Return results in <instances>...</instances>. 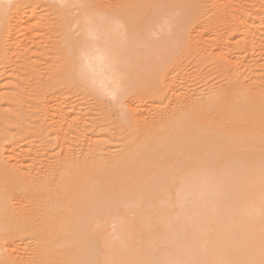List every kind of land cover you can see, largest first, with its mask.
Returning <instances> with one entry per match:
<instances>
[{"label": "bare ground", "instance_id": "obj_1", "mask_svg": "<svg viewBox=\"0 0 264 264\" xmlns=\"http://www.w3.org/2000/svg\"><path fill=\"white\" fill-rule=\"evenodd\" d=\"M1 3L0 30H4L9 27L6 20L9 2ZM58 3L60 6L64 3L63 6L68 7L69 10L70 7L71 10L76 8L80 14L78 18L75 17L79 28H75L81 30V35L73 38L74 34L68 31V34L73 36L70 39L66 37L69 40L68 47L65 45L69 52L68 50L66 52L71 54H68L71 56V60L68 61L71 65L69 68L72 69V76L69 75L71 72L67 75L74 83L90 90L97 98L111 103L112 113H115L120 126L126 132L127 142L122 152H117V156L109 153L107 156L111 155L110 158L105 156L103 158L105 160H101L102 158H99L98 162L95 160L96 165L93 162L94 166L88 168L90 169L88 173L90 171L91 175L90 173L87 175L88 166L85 165L88 161H84L86 164L75 161L81 164L77 165L70 156L71 141L66 138L67 134L63 132L65 137L60 134L64 138L58 135L63 139L62 144L66 142L65 150L63 148L65 153H62L64 158L60 160L62 164L72 162L70 157L75 163L74 166L77 165L78 168L85 164L82 167L83 174L80 169L77 170V167L75 168L77 171L70 174L72 176L81 172V175L78 173V177L77 174L72 176L74 178L69 176L72 179L69 183L70 190L64 188L70 192L72 188L75 190L71 194L68 191L67 202L72 204L69 195L76 194L74 201L83 202L84 205H79L82 206L80 208L76 203L75 206L80 209L72 205L74 208L70 210L71 205H68L70 203L64 204L66 200L63 194L66 192L61 194L62 188L54 191V193L61 192V196L55 194L59 197L63 195L64 201L59 197L58 199L65 206H69L65 207V210L59 205L58 210L62 217L64 215L70 217L69 210L75 212L74 214L70 212L73 215L71 220L68 218L70 221L65 220L67 223L70 222L66 228L69 227L70 230L69 236L67 235L68 241L66 240L69 244L64 246L66 248L60 249L66 242L62 246L58 242L60 245L57 243L59 248L57 250L53 249L55 246H44L33 251L28 249L34 255L31 262H27L23 251L27 250L26 240L32 233L31 229H35L34 227L41 223V217L37 215L40 211L32 212L26 204H23L21 190L23 191L24 185L21 189L19 184L21 182L18 183L16 173L14 172L12 176L11 172L9 175L7 172L9 168L2 169V165V168L0 167V264H69L73 259L70 264H75V259H77L76 264H264V109L260 108V98L258 102L255 99L257 97L251 96L249 90L251 95L246 92L247 89L241 88L243 82L240 84V80L234 83L228 79L229 87L224 85L223 88H219L222 89L221 91L212 93V97L205 96L204 101L196 102L190 98L191 96H185L184 100L181 99V103L178 102L180 104L174 109L176 111L169 110L170 115L164 113L163 117L162 114L160 115L162 118L157 116L155 121L156 117L153 120L149 118L151 119L149 121L145 115H142V111L125 108L124 101L136 92H140L149 82L159 84L158 88H160L162 83L165 84L167 81L165 79L164 82V76L169 62L177 55L185 53V50L184 53L182 50L186 47L189 28L192 25L194 27L192 14L189 10H183L186 9L185 3L182 0H165L161 4L158 1L157 6L148 8L147 5L146 14L144 9L142 10L145 14V22L135 26L136 22L132 21L135 27L133 24L131 27L127 21L125 23V20H128L126 17L131 18L132 14L116 12L119 9L116 11L105 8L82 9L79 0H58ZM214 3L212 2V7ZM217 7L214 8L221 10ZM221 8L223 11L226 9L224 6ZM170 12L172 17L175 16L173 20L169 15ZM243 13L240 12L241 15ZM222 17L218 19L222 20ZM250 17L249 19L245 17L244 22L240 23L239 31L242 35L240 37H245L243 39L246 41V46L251 44L254 49L255 46H259L257 44L259 30L257 31V27L253 26L255 18ZM75 23L72 22V25ZM204 27L200 25L197 30L196 41L200 44L196 45L198 51H200L198 46L205 50L211 44V47L214 45L205 37ZM152 34L157 37L153 38ZM189 46L192 49V46ZM243 46L245 47V44ZM187 50L189 51L186 48ZM217 56L226 62L232 61L227 53H219ZM245 61L243 60L242 70L248 67L244 65ZM237 64L241 65L240 62ZM249 69L250 65L246 71ZM227 71L229 72L225 69L223 72ZM143 94L148 93L140 95ZM146 96L153 101L159 99L154 91ZM181 104L183 107H180ZM57 111L58 108L55 112ZM52 113L55 116L54 111ZM56 120L55 122H58ZM53 122L54 120L51 123ZM55 124H53L54 129H58L55 128ZM59 128L62 129V125ZM13 148L7 146L6 149L10 150H6L8 153L3 155L6 162L16 158L17 149ZM24 153L28 155L25 146L17 154L19 157L16 155L21 159L20 162L22 158H26ZM1 154L3 153H0V156ZM19 159L17 162L13 161V164L18 163ZM19 165L22 166L20 163ZM19 165L16 166L19 168ZM57 165L59 167V164ZM64 167V169L69 168L68 164L67 168ZM18 168L16 170L20 173L21 168L20 170ZM67 184L66 187L69 185ZM43 188L45 189L44 186ZM28 189L30 190L29 187ZM55 194L53 196H56ZM31 195L29 196L33 198V193ZM38 198L40 200V197ZM44 200L46 201V198ZM49 200L47 199V202ZM97 203H101L99 204L101 207L110 204L112 206L101 209L103 212L100 210V213L97 209L98 214H95L94 207H99ZM50 207L51 210L53 207L57 209L56 206H49V209ZM46 208L44 213L48 209ZM48 212L50 211L47 210V215ZM57 214H53V217ZM48 217H44V221L49 219L56 221V217ZM62 223L59 227L63 225ZM109 223L114 225L111 230L107 229ZM65 226L63 225L62 228ZM60 230L58 228L57 233L61 232L59 234L65 235L64 229L60 228ZM77 237L81 239L78 240V246H75L76 252L72 243H75L74 239ZM71 251L76 253L71 255L69 254Z\"/></svg>", "mask_w": 264, "mask_h": 264}, {"label": "rangeland", "instance_id": "obj_2", "mask_svg": "<svg viewBox=\"0 0 264 264\" xmlns=\"http://www.w3.org/2000/svg\"><path fill=\"white\" fill-rule=\"evenodd\" d=\"M158 1L159 4H161V2L165 0H79V2L82 4L81 5L82 9L105 8V10L109 9L112 11H116L117 9H119V11L117 10L116 12H120V13L122 12V14H126V15L132 14L135 17L141 16L136 19L132 15L131 18H129L130 16L126 17L128 18V20L124 19L125 23L127 21V24L130 23L129 24L130 26L134 22H136L134 23L135 26L145 22V14L147 12V9L149 8V6L150 7L157 6ZM182 1L185 3V7H186V9L183 10H189V12L192 14L191 16L193 19L192 20L193 23L192 22L191 23L194 24V27L191 24L194 29H192L191 26H190L191 28H189L187 34L188 37H187L186 47L182 50V53H184V50L185 53L181 55H177L176 57L178 59H176V57L173 58L167 65L165 73L168 76H166V74L164 76V82L167 80L165 84L162 83L160 88H158L159 84H156L155 82H149L148 84H145L144 88H142L140 92H136L130 98H127L124 101L125 108L127 109L135 108L137 110H140L142 111V115H145V118L147 117L148 120L149 118H152L153 120L156 117L154 119L155 121L157 119V116L161 117L160 116L161 114L163 117L165 115L164 113L166 114L168 113L170 115L171 111L172 112L176 111L174 109L179 107V104L182 102V100H184L183 98H185V96L187 97L191 96L190 98L194 99L196 102H202L204 101L203 98L205 96L206 98H209L208 96L212 97L211 96L212 93L215 94L217 90L218 91L222 90L219 88H223L224 85L225 86L230 85L229 83L230 80L231 82L234 83L236 80L238 81L240 80L241 81V82L239 81L240 84H242L243 82V84L240 87L243 88L244 90L247 89L246 91L247 93H249L250 91L252 95L250 93L249 94L254 98L256 96L257 98L255 99L258 100V102L260 98V102H259L260 108L264 109V0H223V1L221 0L222 2H220V0L218 1L221 4L223 3L224 5L215 2L216 0L215 1L214 0L213 1L212 0H182ZM224 1L227 3L225 4ZM1 2H0L1 4L5 2H6L5 4H7V2H9L7 4L8 7H7V15H6V20L8 21L9 27L4 30H0V153H3L1 154L2 157L0 156L1 158L0 167L2 168L3 165L2 169H4V167L6 170L9 168L7 170L9 175L11 174V172H12V176L13 174L16 173L15 176L19 180L16 177L15 178L18 180V183L19 181L21 182L19 183L21 184L20 185L21 189H23L22 188L23 185H24V189L25 188L27 189V190L23 189V191L21 190V193L23 195V196L21 195V197H23L22 199L24 200L23 204H26L27 206L26 205L25 206L29 208L30 211L32 212L33 211L36 212V210L37 212L40 211V213L38 212L37 215L39 218L41 217L40 218L41 225L37 224V226L34 227L35 229L33 230L31 229L32 233L28 236L26 240L27 250L23 251L25 253L21 252L23 253L27 262H31L34 258L32 252L33 250H37L38 248L44 246H49V247L55 246L53 249L56 248L57 250L58 244L60 245L61 243L62 246V244L66 242L65 245L63 244V248L60 246L61 247L60 249H64L66 248L64 246L69 244L67 243L68 241L67 235L69 236L70 230L69 227L68 229L66 228H67V224H70V222L67 223L66 221H70L72 219L71 217L73 216L72 214L75 213L70 210L74 208L72 207V205L75 206L76 203L78 206L84 205L83 202L81 203L75 202L76 196L74 195L76 194L74 193H73L74 197L72 195H69L71 196V198L70 197L69 198L72 201V204L69 201L68 202L70 204H68L67 202L68 199L66 200V197H68L69 193L71 194L72 192H75L73 188L72 189L74 191H72V189L71 192L69 191L70 190L69 183L72 182V179L70 178H74L72 176H74L75 174H77L76 177H78L79 172L75 173L74 175L72 174V176L70 174L74 173L73 171H75L76 167L77 170L80 169L82 172V167L86 164L84 161H88L87 163L88 165L86 164L85 166H88L86 168H87V175H89L90 171L88 173V170H90L91 167H93L94 164L98 162V160H100L101 158H102L101 160H105L103 158H105V156H107L109 153L112 154V156L113 154L117 156L118 153L122 152L127 142L126 132L120 126L115 113H112L113 111L111 110L112 109L110 105L111 103L110 102L108 103V100H101L97 98L95 95L92 94L90 90L84 89L83 87L80 86V84L74 83L71 80L72 78H70L72 76V72H71L72 69L69 68V66H71L69 62L71 60L70 59L71 56L69 55L71 54L67 53L69 52V50L68 48H66L65 45H67L68 47V43H69L68 39L72 38L71 37L73 36L72 34H74L73 38H77V36L79 37L81 35V30L78 29L79 27L77 26L78 25L76 22L77 20H75L80 15L79 10H77L76 8H72L71 10L70 7L71 10L70 11L69 9H67L68 7L67 8L64 7L65 6L64 3L60 6L58 0L57 1L1 0ZM212 2L213 3L215 2L213 7H212L213 5ZM217 4L218 5L220 4V6H218ZM225 5H229L230 7ZM215 6L216 7L218 6L217 9L220 8L221 10H216V8H214ZM223 6L224 8H226L224 9V11L221 8ZM143 9L145 14L142 11ZM72 11L74 13H72ZM138 11L141 13H139ZM238 11H240L241 13L245 12V14L243 13L241 15L240 12ZM134 12L136 13V15ZM216 13H218V15ZM169 15H171L172 17L171 12ZM244 15L247 19H249L248 18L250 17L249 15H251V17H254L255 18L253 21L254 25L253 24L252 25L254 27L255 26L257 27V28L255 27L257 31L259 30L257 32L258 33L257 36H259L257 38L259 39L257 44L259 46H255L256 48L254 49L251 46V44L250 45L248 44L247 45L248 47L246 46V41L243 39L245 38L244 36L243 38H241L242 35L240 34L239 30L241 28L240 23H243L244 22L243 20L245 19ZM220 16L221 17L223 16L222 20L218 19L221 18ZM174 17L175 16H173L171 20H173ZM199 18L200 20H197ZM129 19L131 22L129 21ZM171 20L168 19L169 22H171ZM198 21L200 25L205 26L204 27L206 28L205 37L207 39H210L209 40L210 44L211 42H213L214 45L217 44L218 47L216 45L215 47L214 45L211 47L212 45L211 44L210 47H206L205 50L202 49L201 46H198L200 51L197 50L196 45H200L196 41L198 39L196 37L197 30L200 27ZM72 22L73 23L76 22L75 24H73L74 26L72 25ZM195 26L197 27V29ZM68 31L69 33L72 32V34L69 35ZM77 32L79 33L77 34ZM152 37L156 38L157 36H154L152 34ZM244 44L245 47L243 46ZM189 45L192 46V49H190ZM240 45H242L243 47ZM249 46H250V50H249ZM186 48L189 49V51L188 50L186 51ZM202 50H204V52ZM219 53H225V54L227 53L230 59L233 61L230 62H232L233 64L220 59L217 56ZM246 59L247 61H245ZM243 60L245 61L244 65L248 66L247 68L243 67L245 71L242 70ZM237 62H240L241 65L239 66ZM221 63L222 66L220 67ZM226 64L229 65L227 66ZM236 64L238 65V67ZM248 64L250 65L251 70L249 69V71H246L249 68ZM229 66L231 67L230 69ZM234 66L237 67V69ZM221 69L223 71L225 69L229 70V72L228 71L223 72ZM233 70H235V72H231ZM67 74H69L70 77ZM237 76L241 78L238 79ZM158 89H160L161 91H158ZM153 91L155 96L157 97L159 96V99L156 98V100L154 101L148 99L146 96L150 94V92L152 94ZM141 92L148 94L140 95L142 94ZM157 92L163 95L161 96ZM177 95L178 96L181 95V96L178 97ZM206 98L205 100H207ZM181 106L183 107V104H181L180 107ZM57 108H58L57 111L58 114L57 112H55ZM169 110L171 111L169 112ZM53 111L55 116L52 115ZM60 115L62 116V118L64 116L65 117L62 119ZM65 118L67 122L66 120H64ZM52 120H54L53 123H51ZM55 120L58 122H55ZM61 120H63V122ZM59 121L61 123H59ZM149 121H151V119ZM55 123H59L58 124L59 126L56 125ZM53 124H55V128L57 127L60 130L54 129ZM61 125H62V129H65L64 131L61 128H59L61 127ZM63 132H65L67 136L63 134ZM60 134L62 136L65 135L66 138L67 139L69 138L68 140L72 142L71 143L69 141L70 142L69 147L71 146L70 147L71 150L69 149V151L72 153L70 156H72L74 162L78 161V163L79 162L85 163L83 166H81V168L80 167L78 168L77 165L80 166L81 164H78L77 162H75L77 165L74 166L75 163H73L71 157L70 160L72 162L66 164L65 162H63L62 164V162L60 161L62 158H64V155H62V153L63 154L65 153V151H63V148L65 150V146H66L64 144L66 142L64 141L62 144L63 139H61L64 138L65 136L62 137ZM58 135L61 136V138L58 137ZM13 144L16 146H14ZM7 146L8 148L11 147V149H14L13 147H16L17 149V151L15 152L16 155L20 153L22 147L25 146L26 154H28V155H25V153L23 154L26 156L25 159H27V156L29 155L30 156L28 157L27 161L24 158H22V162H20L21 159L17 158L18 155L17 156L15 155V157L19 159L18 163L14 162L13 164V161L17 162L16 158L14 160L6 162L3 155L4 154L6 155L8 153L6 152V150L7 151L10 150V149H6ZM28 150L29 152H27ZM110 156L111 155L107 157L110 158ZM29 158L30 159L33 158L34 161L32 162L33 159H31L30 161ZM9 162L10 163L12 162L13 165L10 164ZM19 163L22 166H20ZM57 164H59V167H57L58 166ZM67 164L68 167L72 164L69 167L70 169L69 168L64 169L65 168L64 166H66L67 168ZM16 165H19L20 167L18 168V166ZM15 166L19 170L21 168L20 173L18 170H16L17 168H15ZM6 170H4V172H6ZM81 174H83V172ZM88 178L90 179L91 177ZM67 179H69L70 181ZM67 182L69 185L67 184ZM33 184H35L36 186L35 185L33 186ZM66 184L68 185V187H66ZM41 185H43L45 189ZM28 187L30 188V190L28 189ZM35 187L36 188L39 187V189H35ZM41 187L42 189H40ZM60 188H62L60 190L62 191V193L61 192H57V193L55 192V193L60 195V193L63 194V192L64 193L66 192L65 194H67V196L63 194L66 200L64 204L67 203L69 206L71 205L68 214L70 217L66 215L67 219H61V218H66L64 217L65 216L64 211L66 210L65 207H69V206L68 205L65 206L64 204H62L63 202L61 201L62 200L64 201L63 195L62 197H59V195H56L54 193V191H58V189ZM64 188L66 189L68 188L69 190L66 191V189ZM32 193H33V198L36 196V198H34L35 200L31 197ZM40 193L41 195L44 194L47 197L41 196ZM36 194L39 196H37ZM54 194L56 196H53ZM25 195L26 197L24 198ZM49 196L50 197L52 196V198H50ZM30 197L34 201H32ZM38 197H40V200ZM42 197L44 199L46 198V201ZM48 197L50 198V200ZM58 197L59 199H61V201L58 199ZM47 199L49 200L48 202ZM52 199H54V201L58 205H56V203L53 204L54 201L51 203ZM25 200L27 203L25 202ZM58 201L60 203H58ZM112 202L114 203L113 200ZM112 202L111 204L113 205ZM99 204L101 205V203ZM111 204L107 207L112 206ZM59 205L61 206V208H65V210L63 209L64 211L62 210L63 211L62 213L64 215L63 217L60 213V210H58ZM62 205H64V207H62ZM94 205L97 206L96 204ZM49 206H56L57 209H54L55 207H53L54 210L53 209L51 210L52 207H50L49 209ZM78 206L75 207L78 208ZM82 206L79 207L81 208ZM107 207L104 206L102 207L99 206L97 208L94 207L95 209L93 213L98 214L97 209L100 213L101 209L103 208L107 209ZM44 208L50 211L48 212V215L46 209H45L46 212L45 213L43 212ZM68 209L69 208H67V210ZM55 210H58L59 212L58 211L55 212ZM52 211L54 213H52ZM70 212H72V214H70ZM101 212H103V210H101ZM49 213L50 214L52 213V215H50ZM55 213L58 214L54 215L53 217V214ZM48 216L49 217L52 216L51 218L56 217L55 218L56 221L54 219H52V221L51 219H49L51 223L48 220L44 221L45 220L44 217H48ZM59 217L61 218L59 219ZM68 218L70 220H68ZM57 221H60V223L63 222L62 224L64 226H65L64 224L65 221L66 222L65 228L64 227L62 228L63 226L62 224H61L62 226L59 227L60 223ZM42 222L50 223V225L48 224L45 225L46 223L44 224ZM42 224H44L47 228ZM110 224L111 223H109V226L107 225L108 226L107 229L109 230H111L114 227V225H112L113 223L111 224V226ZM39 227L40 228L44 227V228L40 229ZM58 228L59 230L60 228L64 229V231L68 233V234L65 233L66 237L64 233H62L63 235L59 234L61 232L57 233ZM80 239L81 237H77L76 239H74V241L76 240L75 243H72L74 251L76 250L75 246L76 247L78 246ZM28 249L32 251H28ZM72 251L69 254L74 255L77 252V250L75 253ZM75 260L77 261V259ZM73 261L74 259L72 260V262ZM72 262L70 261L69 264Z\"/></svg>", "mask_w": 264, "mask_h": 264}]
</instances>
